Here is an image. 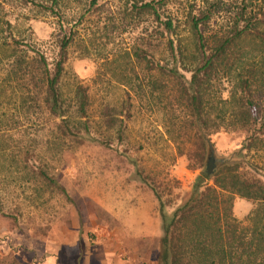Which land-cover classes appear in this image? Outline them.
<instances>
[{"label": "trees", "instance_id": "1", "mask_svg": "<svg viewBox=\"0 0 264 264\" xmlns=\"http://www.w3.org/2000/svg\"><path fill=\"white\" fill-rule=\"evenodd\" d=\"M18 2L53 18L43 43L56 51L50 61L0 5V191L38 180L65 194L53 159L98 145L129 159L157 201L160 264H264V0H123L107 15L86 0L73 20L62 13L72 0ZM70 53L97 63L89 85L66 69ZM143 116L159 126L131 141ZM219 133L241 140L209 174ZM161 141L166 201L157 174L136 166ZM178 158L197 171L187 193L170 175ZM235 198L252 205L242 220Z\"/></svg>", "mask_w": 264, "mask_h": 264}, {"label": "rangeland", "instance_id": "2", "mask_svg": "<svg viewBox=\"0 0 264 264\" xmlns=\"http://www.w3.org/2000/svg\"><path fill=\"white\" fill-rule=\"evenodd\" d=\"M122 1L99 0L103 11L100 13L109 14ZM85 2L72 0L62 13L68 20L77 19ZM0 5L6 17L22 32L29 30L30 38L43 46L51 61L56 47L51 41H43L53 30V18L34 9L21 8L18 0H0ZM97 67L96 62L78 59L72 53L66 63L69 74L84 85L90 84ZM159 122V117L138 118L130 125L131 141L138 139L145 127L156 128ZM19 125L21 129L22 124ZM211 140L216 160L237 149L241 138L237 134L219 133ZM159 147L160 152L148 149L136 154V166L150 173V178L157 174V191L166 201L167 179L162 171L166 162H162L159 153H167V142L161 141L156 148ZM131 154L134 155L132 150ZM52 166L65 194L56 189L45 191L38 180L22 189L6 184L5 190L0 191L4 206L0 214V264H160L162 218L158 203L150 188L134 174L129 159L113 150L84 143L64 156H56ZM170 175L180 182V192L187 193L197 171L188 170L184 159L178 158ZM238 200L246 206L250 204ZM164 213L167 221L172 209L165 208Z\"/></svg>", "mask_w": 264, "mask_h": 264}, {"label": "crops", "instance_id": "3", "mask_svg": "<svg viewBox=\"0 0 264 264\" xmlns=\"http://www.w3.org/2000/svg\"><path fill=\"white\" fill-rule=\"evenodd\" d=\"M243 206H246L244 202L239 201L238 198L234 199L233 214L239 220L243 219L252 208L251 203L249 204V206H246L245 208H242Z\"/></svg>", "mask_w": 264, "mask_h": 264}, {"label": "water", "instance_id": "4", "mask_svg": "<svg viewBox=\"0 0 264 264\" xmlns=\"http://www.w3.org/2000/svg\"><path fill=\"white\" fill-rule=\"evenodd\" d=\"M214 168H215V165H214V157H213V155H211L208 158V162H207V165H206V169H207L208 173L211 174L213 172Z\"/></svg>", "mask_w": 264, "mask_h": 264}]
</instances>
